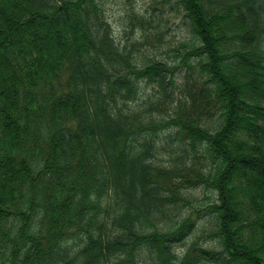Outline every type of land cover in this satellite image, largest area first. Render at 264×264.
Wrapping results in <instances>:
<instances>
[{
    "label": "trees",
    "instance_id": "trees-1",
    "mask_svg": "<svg viewBox=\"0 0 264 264\" xmlns=\"http://www.w3.org/2000/svg\"><path fill=\"white\" fill-rule=\"evenodd\" d=\"M100 2L0 0V264H264V0H154L173 64ZM199 186L219 248L181 251Z\"/></svg>",
    "mask_w": 264,
    "mask_h": 264
},
{
    "label": "rangeland",
    "instance_id": "rangeland-1",
    "mask_svg": "<svg viewBox=\"0 0 264 264\" xmlns=\"http://www.w3.org/2000/svg\"><path fill=\"white\" fill-rule=\"evenodd\" d=\"M100 3L104 16L110 22L113 36L121 45L132 41H140L144 32L156 31L162 27L165 31L164 41L153 39L151 44H146L144 47L142 46L136 54L143 55L146 53L151 57L156 55L155 58H160L163 61L173 64L175 54L173 51L167 53L166 49L168 48L167 44L173 43L174 45V41L186 33V29L183 26L184 22H182V14L173 11L170 5H163L162 3L155 4L154 0H101ZM130 11H135L137 15L144 17L146 21L145 27L135 25L134 30L131 31V23L127 17V13ZM167 19H169L168 22H166ZM179 70L176 71L175 74L177 83H180L179 80L181 77V71ZM140 88L141 96L151 91V85L146 84L145 81L140 82ZM132 105H134V103ZM162 134H167V132H163ZM161 152L158 151L156 153L157 161H159L160 158H164L165 160L168 158L167 155ZM153 160L156 161L155 159ZM187 195L188 202L184 205L183 215H187L193 210H196V212L200 211V213L194 214L193 217L196 219V227L187 239L178 244V249L182 251L194 240L202 246L219 248L218 240L209 237L208 231L203 232V229L212 230L211 222L214 216L206 212L205 209L209 204L214 202L216 194L204 186H199L189 189ZM69 242L73 244L74 247H77L80 243L77 237L70 239ZM143 264H148V262L146 261Z\"/></svg>",
    "mask_w": 264,
    "mask_h": 264
}]
</instances>
